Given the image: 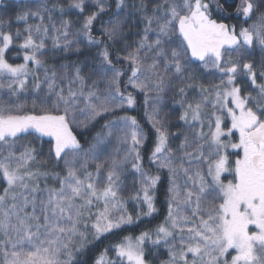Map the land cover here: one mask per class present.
I'll list each match as a JSON object with an SVG mask.
<instances>
[{
    "label": "snow or ice",
    "instance_id": "obj_1",
    "mask_svg": "<svg viewBox=\"0 0 264 264\" xmlns=\"http://www.w3.org/2000/svg\"><path fill=\"white\" fill-rule=\"evenodd\" d=\"M14 8L0 264H264V0Z\"/></svg>",
    "mask_w": 264,
    "mask_h": 264
},
{
    "label": "trees",
    "instance_id": "obj_2",
    "mask_svg": "<svg viewBox=\"0 0 264 264\" xmlns=\"http://www.w3.org/2000/svg\"><path fill=\"white\" fill-rule=\"evenodd\" d=\"M19 2V0H3V4H0V16H2V15H5V7L7 6V7H9V11H8V15H12V14H14V11H15V8H14V5L16 4V3H18ZM21 27H22V25H21ZM9 56H10V58L11 57H13L14 56V52L13 53H9ZM86 56H90V53L88 52V51H86V50H83L82 49V51H81V53L80 54H78V55H69V57H68V60L69 61H75V60H77L78 58L80 59V60H83ZM12 62H15V63H20V62H22L20 59H15V60H12ZM62 61H59V60H57V64H59V63H61ZM49 63H51V61H49ZM170 97H171V94H169V97L167 98V103H169L170 104ZM139 100H140V103H142V100H143V97L141 96L140 98H139ZM118 114H123V113H118ZM133 115H138V118H140V117H142V115H143V108L141 107L140 109H139V113H132ZM110 118V117H109ZM173 123H175V118L173 117V121H172ZM104 123V120H100V122L96 125V127L94 128V129H92V131L91 132H89V133H86V135H87V138L88 139H91V137L95 134V132L96 131H98L99 130V128H100V126L102 125ZM173 131H175V128H173L172 129ZM45 139H47V138H45ZM81 139H82V142H83V137H81ZM163 199V197H161V200ZM159 206V205H158ZM164 209L162 208L161 209V214L158 216V218L156 219V220H153L152 221V224H150V225H148L149 227H152V226H155V224H158L160 221H162L163 220V214H164ZM140 231V229H136L135 230V232L133 233V234H136V233H138Z\"/></svg>",
    "mask_w": 264,
    "mask_h": 264
},
{
    "label": "rangeland",
    "instance_id": "obj_3",
    "mask_svg": "<svg viewBox=\"0 0 264 264\" xmlns=\"http://www.w3.org/2000/svg\"><path fill=\"white\" fill-rule=\"evenodd\" d=\"M166 103H167V98H166ZM164 110H165V111H167L168 109H167V108H165Z\"/></svg>",
    "mask_w": 264,
    "mask_h": 264
}]
</instances>
